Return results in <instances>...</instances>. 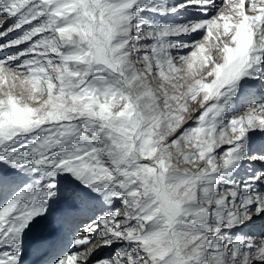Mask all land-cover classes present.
I'll use <instances>...</instances> for the list:
<instances>
[{"label":"snow or ice","instance_id":"1","mask_svg":"<svg viewBox=\"0 0 264 264\" xmlns=\"http://www.w3.org/2000/svg\"><path fill=\"white\" fill-rule=\"evenodd\" d=\"M0 264H264V0H0Z\"/></svg>","mask_w":264,"mask_h":264},{"label":"rangeland","instance_id":"2","mask_svg":"<svg viewBox=\"0 0 264 264\" xmlns=\"http://www.w3.org/2000/svg\"><path fill=\"white\" fill-rule=\"evenodd\" d=\"M245 231H247V229H245ZM107 250H105L104 252L101 253V255L106 254Z\"/></svg>","mask_w":264,"mask_h":264}]
</instances>
